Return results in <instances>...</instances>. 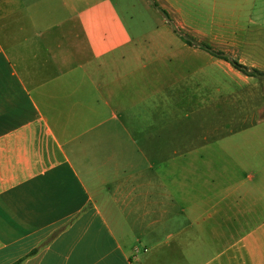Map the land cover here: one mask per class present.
I'll use <instances>...</instances> for the list:
<instances>
[{
  "label": "crops",
  "instance_id": "1",
  "mask_svg": "<svg viewBox=\"0 0 264 264\" xmlns=\"http://www.w3.org/2000/svg\"><path fill=\"white\" fill-rule=\"evenodd\" d=\"M263 32L264 0H0V264H264L263 85L234 66L264 71Z\"/></svg>",
  "mask_w": 264,
  "mask_h": 264
},
{
  "label": "rangeland",
  "instance_id": "2",
  "mask_svg": "<svg viewBox=\"0 0 264 264\" xmlns=\"http://www.w3.org/2000/svg\"><path fill=\"white\" fill-rule=\"evenodd\" d=\"M137 4L136 7H134L133 11L131 13L129 12H125L124 15V18L127 22V24L132 28L133 24L137 23V24H141L142 21L139 20L140 17H145V21L142 23V24H145V28L143 29H140L141 33L143 32H150L153 27H155L156 25L154 24L153 20L151 19V15L144 11H140L143 9V7L138 4V3H135ZM166 15V14H165ZM164 15V16H165ZM168 19H170L169 17H167ZM176 29V32L178 33L179 36H181L182 38L186 39V40H189L191 41L194 45H197L198 44V39L196 37V35L194 34V32L192 30H189V29H185V28H182V27H175ZM243 39H244V42H251L252 39H253V34L251 32V28H248L246 31H243ZM262 37L264 38V32L261 33V35H259V37ZM260 42V46H257L253 52L256 53L255 57L259 60L260 63H264V39H262V41H259ZM203 47H205L206 49H209V46L208 45H202ZM245 50V48H244ZM259 71V70H258ZM263 72L262 74H264V71H261ZM257 79H260V81L262 82V91H261V94H262V99H257V101L259 102V105H264V78H259V77H256ZM240 96H243V95H246V92L245 90L241 91L238 93Z\"/></svg>",
  "mask_w": 264,
  "mask_h": 264
},
{
  "label": "trees",
  "instance_id": "3",
  "mask_svg": "<svg viewBox=\"0 0 264 264\" xmlns=\"http://www.w3.org/2000/svg\"><path fill=\"white\" fill-rule=\"evenodd\" d=\"M166 16L169 17L167 14H166ZM218 55L222 56L221 54H218ZM234 66L248 76L264 78V74H262L261 72H259L257 70H249L248 68L241 66L240 64H238L236 62H234Z\"/></svg>",
  "mask_w": 264,
  "mask_h": 264
}]
</instances>
